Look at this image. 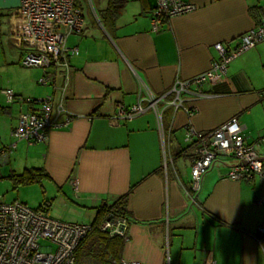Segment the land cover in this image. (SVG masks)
<instances>
[{"label":"crops","instance_id":"0c3cea01","mask_svg":"<svg viewBox=\"0 0 264 264\" xmlns=\"http://www.w3.org/2000/svg\"><path fill=\"white\" fill-rule=\"evenodd\" d=\"M107 1H80L83 29L66 41L77 54L69 56L67 74H48L53 89L38 84L40 69L20 64L26 50L16 39L15 12L21 0H0V89L30 99L54 94L75 117L68 127L51 131L45 144L17 142L0 159L16 160L18 171L7 179L40 170L39 180L24 186L39 185L44 196L49 190L53 200L36 209L61 222L91 225L101 205L126 196L127 239L90 237L75 264H264L253 239L264 223V206L257 204L264 178L229 180L231 163L218 160L192 203V155L183 143L187 122L208 132L236 117L244 142H259L257 152L264 157V43L234 59L223 80L202 86L209 97L183 94L190 117L170 106L160 127L151 111L129 121L114 119L116 105L145 106L149 92L166 94L177 80L207 71L218 59L216 44L234 46L260 22L264 0H186L195 9L168 19L157 32L151 29L155 0H125L114 23L105 26L99 13ZM19 111L0 95V147L11 142ZM70 179L77 181V192Z\"/></svg>","mask_w":264,"mask_h":264},{"label":"built area","instance_id":"2783aa9c","mask_svg":"<svg viewBox=\"0 0 264 264\" xmlns=\"http://www.w3.org/2000/svg\"><path fill=\"white\" fill-rule=\"evenodd\" d=\"M194 9L186 0H155L151 29L160 31L168 19ZM15 14L20 21V33L16 39L23 43L26 50L20 61L21 66L40 69L43 74L38 84H53L55 89L48 74L58 70L68 73L69 56L76 55L77 49L67 47L66 41L71 34H78L83 29L84 19L80 8L74 0H21ZM260 43H264V17L253 29L241 35L234 46L216 44L214 48L218 59L211 63L207 71L186 80H177L166 94L155 96L149 92L145 106L140 102L128 108L116 105L114 119L129 121L151 111L160 127L163 111L170 106L175 110L182 108L190 117L192 111L183 106L181 96L190 93L201 99L209 97L201 90L202 86L215 85L223 80L228 65ZM168 94L173 95L171 101L165 100ZM0 95L7 107L18 105L20 108L16 124L9 134L11 142L0 148V159L11 153L19 141L47 143L51 131L68 127L75 118L65 110L61 101L56 100L54 94L30 99L16 95L11 89H0ZM260 96L264 97V92ZM183 130V143L192 155L189 191L192 203L204 175L218 160L231 163L225 176L229 180L264 178V160L248 161L260 157L257 152L259 142H244L243 128L238 125L236 117L208 132H197L190 122L184 125ZM160 133L163 138L162 130ZM261 142H264V138L260 139ZM68 184L75 192L78 191L76 180L70 179ZM257 204L264 206V197H260ZM97 226L100 232L111 238L127 239L126 218L109 217ZM93 228L92 225L61 222L49 217L44 208L31 209L18 201L5 203L0 198V264H75V253ZM253 239L264 252V223L257 228ZM121 264L139 263L124 261Z\"/></svg>","mask_w":264,"mask_h":264},{"label":"trees","instance_id":"16d2710c","mask_svg":"<svg viewBox=\"0 0 264 264\" xmlns=\"http://www.w3.org/2000/svg\"><path fill=\"white\" fill-rule=\"evenodd\" d=\"M81 0H74L75 5L79 7ZM125 0H108L106 8L99 13V18L102 23L106 26L108 24H113L114 20L117 17L118 11L124 6ZM182 153V151H180ZM42 173L38 169H27L21 175L10 177L11 181L14 185H30L39 180ZM128 218L127 208H126V196L121 197L114 201L111 204H103L97 209V214L94 222L91 224L94 226L92 232L81 242L77 251L80 247L86 242V240L90 237L94 236H103L108 237L110 239H118L121 242H124L123 239L117 237H109L108 235L102 233L97 228L100 223H102L107 218ZM76 251V252H77ZM76 254V253H75ZM117 264H121L117 262Z\"/></svg>","mask_w":264,"mask_h":264},{"label":"rangeland","instance_id":"374dc122","mask_svg":"<svg viewBox=\"0 0 264 264\" xmlns=\"http://www.w3.org/2000/svg\"><path fill=\"white\" fill-rule=\"evenodd\" d=\"M15 164L16 160H14V157L11 158L10 156H8L5 160L3 159L0 161V198L5 203L18 201L31 209H36L39 205L44 204L46 200L47 202L53 200L54 195H52V193L48 190L47 194L44 196L39 185L26 187L14 185L11 181H9L7 177L13 174L11 170L18 171L15 169Z\"/></svg>","mask_w":264,"mask_h":264},{"label":"water","instance_id":"95a60500","mask_svg":"<svg viewBox=\"0 0 264 264\" xmlns=\"http://www.w3.org/2000/svg\"><path fill=\"white\" fill-rule=\"evenodd\" d=\"M255 160L261 161V160H264V157H257V158L250 159L248 161L250 162V161H255Z\"/></svg>","mask_w":264,"mask_h":264}]
</instances>
